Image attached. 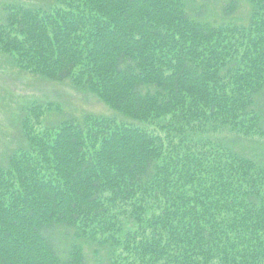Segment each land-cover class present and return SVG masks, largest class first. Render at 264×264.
<instances>
[{
	"label": "trees",
	"instance_id": "1",
	"mask_svg": "<svg viewBox=\"0 0 264 264\" xmlns=\"http://www.w3.org/2000/svg\"><path fill=\"white\" fill-rule=\"evenodd\" d=\"M23 1L0 52L124 119L22 107L0 264H87L92 244L104 264H264V161L237 146L264 140V0H243L245 23L240 0L219 22L208 0Z\"/></svg>",
	"mask_w": 264,
	"mask_h": 264
},
{
	"label": "rangeland",
	"instance_id": "2",
	"mask_svg": "<svg viewBox=\"0 0 264 264\" xmlns=\"http://www.w3.org/2000/svg\"><path fill=\"white\" fill-rule=\"evenodd\" d=\"M200 0L194 1V4ZM206 3L210 8L207 14L210 18L216 17V21L222 20V8L228 0H208ZM8 3H21L30 5V2L23 0H0V20L4 17V5ZM35 5V2H32ZM202 3V2H200ZM240 7L234 13L236 23H245L247 21L248 6L243 0H240ZM191 7V6H190ZM238 18V19H237ZM223 20H229L227 18ZM68 81L51 82L37 77L36 75L24 72L13 66L8 58L0 52V163L4 162L7 154L17 148L22 139L19 129L20 117L23 112L22 107L29 106L31 103L44 104L50 103L60 110L54 109L46 119V122L57 121L63 114L80 116L85 112L102 114L110 117L124 119L102 103L90 91H78ZM264 105V98L262 99ZM239 138L236 137V140ZM257 140V139H255ZM251 140L241 138L237 141V146H245L243 152L264 161V140ZM237 147V148H238ZM239 149V148H238ZM87 264H104L106 259V250L92 244L87 246ZM95 255V253H97Z\"/></svg>",
	"mask_w": 264,
	"mask_h": 264
}]
</instances>
